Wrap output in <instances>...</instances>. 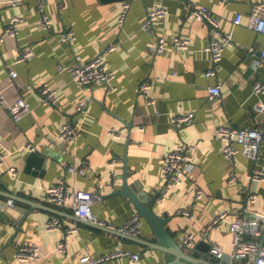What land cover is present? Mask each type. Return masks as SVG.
I'll return each mask as SVG.
<instances>
[{
    "label": "crops",
    "instance_id": "1",
    "mask_svg": "<svg viewBox=\"0 0 264 264\" xmlns=\"http://www.w3.org/2000/svg\"><path fill=\"white\" fill-rule=\"evenodd\" d=\"M41 1L50 17V26L40 24ZM124 2L131 3L124 18L118 22ZM264 0H17L0 4V35L8 29L12 16L20 17L14 36L4 35L0 41V151L8 152L0 164V264H86L77 261L82 253L94 256L117 248L139 253L132 262L128 255L110 257L100 264H165L166 255L146 241L119 232L122 225L137 211L131 199L113 194L127 185L144 191V201L165 187L162 164L169 149L177 144L190 148L196 170L193 178H185L170 188L164 197L157 196L152 209L166 217L168 230L175 238L193 233L196 242H218L224 250L232 249L229 218L241 215L246 205L248 188H256L258 197L249 206L264 210V182L253 183L248 173L255 167L264 168V140L256 160L239 151L232 160L223 156L222 142L215 131L219 125H247L262 128L264 112L255 106L264 102V95L255 94V79L264 82V60L259 48L264 35L247 25V16L257 3ZM206 5L221 19V28L230 33L232 44L223 50L215 74H204L211 64L205 50L210 25L206 20L190 17L191 9ZM166 7L163 18L154 21L153 28H141L147 9ZM242 12V22L233 23ZM74 32L72 44L61 41L60 34ZM164 36L166 49L156 54V37ZM174 36L188 37L183 50L172 48ZM115 42L117 48L106 55L114 71L117 88L106 90L97 84L91 91L81 88L64 66L71 64L77 53L90 60ZM252 50L248 51V48ZM26 49L31 57L16 61ZM17 72L10 77V70ZM152 82L150 96L141 94L138 84ZM47 83L58 96L56 105L40 102L39 88ZM219 84L221 94L209 97L208 86ZM91 100L80 123V136L75 141L59 139V124L71 120L77 101L84 95ZM23 96L30 110L15 121L8 105ZM195 114V119L180 127L171 121L173 114ZM139 126L143 128L140 129ZM28 145L33 147L29 149ZM31 150L45 155L38 168L28 163ZM84 166V172L68 169ZM14 167L13 175L8 171ZM236 176L229 180V174ZM116 174L110 187L107 184ZM63 180L72 188L95 191L97 184L105 187L103 198L92 204L97 217L113 228L77 220L72 206L55 205L46 200V186ZM106 185V186H105ZM203 194L196 196V188ZM18 196L7 205L6 193ZM32 200L41 206L32 205ZM185 208L189 214L178 212ZM59 212H56V210ZM225 212L217 225L208 227L211 219ZM58 218L59 227L48 229L45 221ZM76 230L65 234L68 227ZM149 242H160L142 217L136 235ZM60 242L65 246L60 249ZM20 244L36 246L37 259L19 261L16 249ZM187 253L197 255L189 249ZM198 256V255H197Z\"/></svg>",
    "mask_w": 264,
    "mask_h": 264
},
{
    "label": "built area",
    "instance_id": "2",
    "mask_svg": "<svg viewBox=\"0 0 264 264\" xmlns=\"http://www.w3.org/2000/svg\"><path fill=\"white\" fill-rule=\"evenodd\" d=\"M16 3L17 0H0L1 2ZM131 3L124 2L122 13L118 18V22L123 25L124 18L129 10ZM38 9L41 12L40 24L43 27L50 26V17L44 10V5L41 1L37 3ZM166 7L157 6L147 9L145 18L142 20L141 28L144 31H148L153 28L154 21L159 18H163L166 14ZM242 12L236 13L233 17V23L239 25L242 22ZM190 17L206 20L210 25L209 40L205 46V50L209 52L211 56V64L207 67L204 74L212 76L215 74L219 62L223 55V50L226 46L231 45L233 40L230 33L223 31L221 28V19L212 12L206 5H198L191 9L189 12ZM247 25L255 32L262 33L264 35V2L257 3L251 12L247 16ZM20 17L12 16L8 21V29L5 33L0 35V41L4 35L14 36L16 33ZM172 41V48L176 50H183L188 47L190 39L188 37L174 36ZM61 41L72 44L75 39L74 32L72 30H66L60 34ZM157 41L154 46L156 54L163 52L166 49V39L162 35L156 37ZM118 44L115 42L110 43L105 51L95 55L90 60L86 61L80 58L75 53L73 62L64 66L65 70L69 73L70 77L81 88L91 91L92 88L99 84L108 91H113L117 88L114 82V71L108 65L106 55L111 53L117 48ZM252 48H248V51ZM33 54L31 49H26L16 61H21L31 57ZM260 57L264 60V41L259 48ZM10 77L15 78L17 72L11 69ZM152 88V82L147 79L142 80L138 84V90L141 94L150 96L149 91ZM252 91L255 94L264 95V82L261 79H255L252 85ZM209 97L211 99L216 98L221 94L220 85L215 83L208 86ZM40 102L44 105H56L58 103V96L55 89L51 88L47 83H43L39 88ZM1 97V95H0ZM91 100V96L84 95L81 97L74 108V115L71 120H66L59 124L58 133L61 141H75L80 136V123L85 115L88 104ZM257 111L264 112V102H259L255 106ZM8 113L15 121L22 118V114L30 110L27 99L23 96H17L14 103L8 105ZM195 119L193 112L187 111V113L173 114L171 121L175 127H180L183 124H187ZM142 129V126H139ZM215 134L217 138L222 142L223 156L230 161L234 156L241 151L246 156L253 160H256L259 155V149L261 142L264 140V131L262 128L251 127L247 125L234 126V125H219L217 126ZM29 149L33 147L28 145ZM8 152V148L5 147L3 151H0V164ZM68 169L76 172H84V166L75 168L72 165H67ZM163 175L166 180L165 187H163L158 196L164 197L171 187L181 183L185 178L191 177L196 170V164L193 160L192 152L190 148L184 144H177L175 147L167 151L164 162L162 164ZM8 171L11 174H15L14 167H9ZM249 179L256 184H262L264 182V168L255 167L250 173H248ZM236 176L233 173L229 174V180L234 181ZM116 180V174H113V179L107 184L110 187H114L113 184ZM194 184H197V180L193 178ZM106 186V185H105ZM95 191L87 190L83 188H72L67 185L63 180L46 186V200L52 204L70 205L74 210V215L77 218L88 220L92 223H100L113 228L112 224H107L104 220L96 216L92 210V204L95 201L103 198L105 194V187L102 184H97ZM203 191L201 188H196L195 195L201 196ZM246 205L241 215L233 216L229 218V232L232 242V249L225 251L223 246L218 242H212L210 245V252L213 256L220 259L216 264H264V210L260 211L252 209L249 205L256 202L258 197V191L256 188H248L245 194ZM7 205H13V199L8 197L6 199ZM178 212L183 214H189V210L185 208L178 209ZM225 212L216 214L207 228L217 225L222 219L226 217ZM141 215L138 211H134L130 217L118 227L121 233L129 234L132 236L137 235L141 228ZM45 225L48 229H54L59 227L58 218H49L45 221ZM76 230L75 226L66 228L65 234L70 235ZM185 245L190 246L194 241L193 233H187L182 238ZM65 246L64 242H60L59 247L62 249ZM128 255L132 262L139 260V253H133L126 249L117 248V250L110 251L106 254L94 256L89 253H82L77 261L86 264H100L106 259L117 255ZM39 252L36 246L31 244H20L16 249V257L19 261L37 259ZM228 256L227 258H225Z\"/></svg>",
    "mask_w": 264,
    "mask_h": 264
},
{
    "label": "water",
    "instance_id": "3",
    "mask_svg": "<svg viewBox=\"0 0 264 264\" xmlns=\"http://www.w3.org/2000/svg\"><path fill=\"white\" fill-rule=\"evenodd\" d=\"M104 1H110V0H104ZM45 160V155L40 154L36 152L35 150H31L29 157H28V163H34L38 168H41L43 162ZM126 175H124V181L122 184L121 189H117L113 192V194L120 193L123 195L128 196L132 203L135 204L137 211L140 213L141 217H143L146 222L149 223L151 230L155 232V235L160 240V242H149L147 240H143L142 238L129 234H124L132 238H136L141 241H146L150 246L153 248H159L165 255H166V261L165 264H216L218 261H220L219 258L213 256V254L210 252V242H207L205 240H200L198 242L194 241L190 246L185 245L183 243V240H179L175 238V232L172 230H168L165 226L166 224V217L162 215H158L154 212L152 209L153 202L155 201L156 197L158 196L160 191H157L156 193H153L149 199L144 201L145 192L144 191H137L133 189L132 187L127 185V182L125 180ZM10 198H18L17 195H15L12 192L6 193ZM106 195H103L104 197ZM28 202L32 205L41 206L42 204H38L32 200H28ZM56 210V209H55ZM56 212H59V210H56ZM77 218V217H76ZM77 220L85 221L93 225H100L104 228L106 226L98 223H92L88 220L77 218ZM120 232V231H119ZM121 233V232H120ZM185 249H189L192 252H196L197 255H194L192 253H187ZM226 256L225 258H227ZM224 264V261H221Z\"/></svg>",
    "mask_w": 264,
    "mask_h": 264
}]
</instances>
